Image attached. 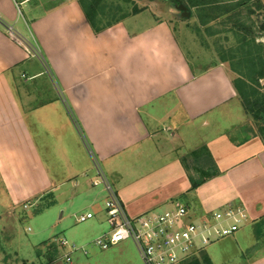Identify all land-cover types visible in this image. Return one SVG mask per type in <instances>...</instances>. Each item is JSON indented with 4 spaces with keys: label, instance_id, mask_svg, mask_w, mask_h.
I'll use <instances>...</instances> for the list:
<instances>
[{
    "label": "crops",
    "instance_id": "0c3cea01",
    "mask_svg": "<svg viewBox=\"0 0 264 264\" xmlns=\"http://www.w3.org/2000/svg\"><path fill=\"white\" fill-rule=\"evenodd\" d=\"M45 3V13L27 20L32 52L8 37L1 23L13 27L18 16L11 0H0V187L8 206L83 194L79 216L96 220L102 235L105 192L92 185L99 176L130 217L190 195L191 219L242 210L245 222L231 235L234 256L246 257L237 264H264V143L223 126L232 116L224 109L234 105L238 119L242 111L226 67L195 70L164 20L141 26L139 14L94 34L76 0ZM166 133L186 153L205 147L219 174L191 190L185 154L159 145L161 135L173 144Z\"/></svg>",
    "mask_w": 264,
    "mask_h": 264
},
{
    "label": "rangeland",
    "instance_id": "374dc122",
    "mask_svg": "<svg viewBox=\"0 0 264 264\" xmlns=\"http://www.w3.org/2000/svg\"><path fill=\"white\" fill-rule=\"evenodd\" d=\"M41 1L43 0H21L20 4L22 5L19 6L20 8L18 7V12L11 0L16 16H18V22L13 25L14 33L18 36L16 31L19 29L21 35L26 38L18 37L19 42L15 43L32 52H34L32 46L34 44L27 20L32 15L47 11L45 2L50 0H44L45 4ZM186 1L188 0L109 1L110 5L104 9L98 20H101L102 24H106L111 22L114 16L119 18L123 13L129 12L133 6L142 8L144 10L140 13L139 20L141 22L138 25L144 26L148 19L166 21L174 31L180 47L195 70L213 67L221 63L222 60L232 81L236 78V74L232 71L234 62L239 71L246 72L251 57L249 59V55H245L249 48L240 42L243 40L242 38L251 39L254 37L255 44L264 48V0H221L222 4L229 5L228 9L233 7L234 9L231 12L228 10V14L214 20H210L209 15L198 14L195 9L184 5L187 4ZM180 4L186 7V11L190 14L189 17H182L181 12L176 9ZM118 7L122 11H118ZM234 24L241 26L238 27ZM260 26L263 28L261 29ZM238 50V54L234 57V52L236 53ZM257 51L253 47L252 53ZM261 52L260 55L264 58V49L262 51L261 48ZM23 71H26L29 77L30 74L23 67L18 69L17 73ZM254 90L264 95V77L259 81V87H254ZM234 92L236 94L235 90ZM236 97L238 99L237 94ZM233 106L223 110L230 111L232 115L223 123V126L228 128L231 123L237 125L234 126V137L259 135L257 137L261 139L258 126H262L264 120L260 121L262 125L259 123L257 126L244 114L242 109L238 119V112L234 110ZM240 106L239 108H242L241 103ZM243 118L244 120L239 124ZM166 136L173 144L163 141L165 135L158 136L162 151H170V155L185 154L183 158H185L190 175L197 173L191 163L190 152L184 151L185 148L182 146L181 140L178 137L171 140L170 133H166ZM171 146L172 149L167 150ZM94 181L97 182L98 179ZM98 186H101L99 181L94 187ZM57 195V198L54 199V197L43 194L42 198L25 200L11 207L8 206L0 187V264H143L140 254L131 243H121L106 251L95 247L93 241L100 235L103 226L101 227L94 219L85 223L77 222L79 214L86 210L87 198L83 194L74 193L73 197L71 194L59 196L60 193H58ZM179 199L183 206L189 208V214H193L195 205L191 202L190 195L184 198L181 196ZM213 212H210L208 216H211ZM129 218L136 217L129 216ZM263 222L264 219L257 222L260 231ZM256 231L254 230V237ZM233 237H226L205 248L211 264H237L238 261L245 260V256L240 258L234 256ZM62 242H66L67 245L61 246L59 243ZM71 247L77 248V250L71 251L73 250ZM83 251L87 253H83ZM125 254L130 255L127 259L128 263L123 259L124 256H127ZM66 256H69L71 260L69 263L66 262Z\"/></svg>",
    "mask_w": 264,
    "mask_h": 264
},
{
    "label": "built area",
    "instance_id": "2783aa9c",
    "mask_svg": "<svg viewBox=\"0 0 264 264\" xmlns=\"http://www.w3.org/2000/svg\"><path fill=\"white\" fill-rule=\"evenodd\" d=\"M12 2L17 10L22 5L21 0ZM1 24L8 37L18 43L19 38L15 35L14 28ZM98 181L105 192L104 208L108 230L98 236L93 244L100 250H107L122 242L131 241L137 248L143 264H180L208 245L233 235L246 219L242 210L232 207L215 212L211 216L191 219L188 209L181 204H175L173 209L161 213H147L131 219L106 178L99 176ZM98 181H94L93 186ZM86 219V216H79L77 222L84 223ZM59 244L67 245L66 242ZM73 247L71 251H76L77 248ZM70 261L69 256H66V262Z\"/></svg>",
    "mask_w": 264,
    "mask_h": 264
},
{
    "label": "trees",
    "instance_id": "16d2710c",
    "mask_svg": "<svg viewBox=\"0 0 264 264\" xmlns=\"http://www.w3.org/2000/svg\"><path fill=\"white\" fill-rule=\"evenodd\" d=\"M109 1L114 0L77 1L83 16L85 17L90 29L94 32V34H100L113 25L123 21L130 16H136L144 10L142 8L133 6L129 12L123 13L119 18H116V16H114L111 22L102 24L101 20H98V17L101 16L104 9L110 5ZM186 3L187 4L184 5L195 9L198 14L209 15L210 20H214L218 17L226 15L234 9V7L228 9L227 6L229 5L222 4L221 0H188L186 1ZM117 10L122 11L120 7H118ZM234 25L236 26L237 24ZM237 26L239 27L241 25ZM260 28L262 29L263 26H260ZM242 39L243 40L240 43L245 44V46L249 48L248 53L245 54L249 55V59L251 57V59L249 60V68L246 69V72L239 71L234 62L232 71H234V73L236 74V78L233 81L231 80V83L242 105L244 114L252 121H254V123H256L258 126L259 123L262 125V122L260 121L264 120V95L254 90V87H259V81L264 77V58L260 55L262 54L261 48L262 51L264 48L260 45L255 44L254 37L251 39H249L248 37ZM253 47H255L258 51L252 53ZM238 52L239 50L236 53L234 52V57L236 56V54H238ZM220 62L222 63V60ZM258 133L261 135V140L264 143V124L260 127L258 126ZM190 156L192 160L191 163L195 167L194 170L197 172L194 175L190 176L191 190H195L208 179L217 176L219 172L213 164L209 151L205 147H201L198 150L190 152ZM182 163L184 167H186V170H189L188 166L186 165L185 158H182ZM49 196L52 197V195ZM256 236H258L257 231ZM180 264H211V261L206 255L205 249H202L197 254L190 256L186 260L182 261Z\"/></svg>",
    "mask_w": 264,
    "mask_h": 264
},
{
    "label": "water",
    "instance_id": "95a60500",
    "mask_svg": "<svg viewBox=\"0 0 264 264\" xmlns=\"http://www.w3.org/2000/svg\"><path fill=\"white\" fill-rule=\"evenodd\" d=\"M176 9L181 12L182 17L186 18L190 16V14L186 11V7L183 6L182 4L178 5Z\"/></svg>",
    "mask_w": 264,
    "mask_h": 264
}]
</instances>
